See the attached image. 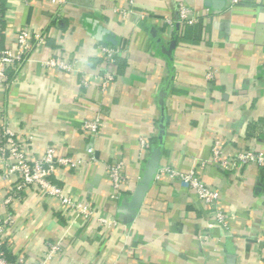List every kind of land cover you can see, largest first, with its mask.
Instances as JSON below:
<instances>
[{"label":"crops","instance_id":"crops-1","mask_svg":"<svg viewBox=\"0 0 264 264\" xmlns=\"http://www.w3.org/2000/svg\"><path fill=\"white\" fill-rule=\"evenodd\" d=\"M206 1L135 0V11L124 14L127 0H3L2 47L15 49L25 25L46 33L47 42L0 92V123L6 116L37 156L53 147L58 155L82 157L91 143L83 121L103 122L93 141L99 162L53 177L64 193L92 204V217L35 187L6 203L16 178L2 176L0 163V219L14 220L13 254L39 264L59 243L50 264L264 263L257 242L264 234V169L228 173L212 163L216 142L223 157L264 151V0H222L218 9ZM180 2L199 15L198 23L168 26L167 17L179 20ZM100 44L118 45L122 54L106 63ZM57 55L74 70L45 64ZM105 71L116 78L103 92ZM142 137L152 139L144 149ZM155 148L156 175L137 213L126 218L123 208ZM116 158L127 179L117 195L106 168ZM165 167L196 169L218 188L226 223L205 212L196 193Z\"/></svg>","mask_w":264,"mask_h":264},{"label":"built area","instance_id":"built-area-1","mask_svg":"<svg viewBox=\"0 0 264 264\" xmlns=\"http://www.w3.org/2000/svg\"><path fill=\"white\" fill-rule=\"evenodd\" d=\"M22 1L29 3L32 0ZM127 1L129 5L126 11L123 12L124 14L135 11V0ZM1 2L2 0H0V92L6 93L31 54L46 44L47 35L44 32H35L31 27L25 25L20 27L16 33L15 49L2 47L1 37L4 34V28L2 24ZM178 16L179 20L177 22L172 16L167 17L165 22L171 28H175L177 24L191 26L200 20L199 15L184 2H180L178 5ZM152 20L155 21L154 18ZM54 21L56 22V18ZM99 50L106 63L116 62L117 58L122 54V49L114 44H100ZM45 64L49 67L66 71L74 70V64L62 55L50 57ZM115 78L116 74L111 71L103 73L100 82L103 92ZM82 83L88 85L89 80L83 78ZM4 111L5 109L0 105V112L4 114ZM102 126L103 122L99 116L83 121V136L88 141H91L87 147L86 156L58 155L53 147L47 148L41 156H37L29 150V142L18 138L17 134L7 124L6 116H3L0 123V163L4 169L2 176L16 178L6 199V203H11L14 200L22 198L27 189L35 187L41 193L55 197L61 205L69 207L79 215L84 217L94 216V207L90 202L77 200L72 195L64 193L63 188L54 182L53 177L61 169H77L86 163L99 162L93 141L98 136ZM151 140L150 138L142 137V148H146ZM212 163L228 173H237L249 165H256L264 169V151L247 149L234 155L223 157L218 147V142H216ZM124 166V161L121 158H116L106 163L108 177L116 195L120 194L126 184L127 179L124 174ZM164 171L170 177L178 179L185 187L192 189L196 193L205 212L214 213L220 222L226 223V216L220 209L221 195L219 189L207 185L196 169L185 173L172 167H165ZM106 221L103 218L99 219L100 223H105ZM13 225L14 220L10 217L0 219V264H27L22 254L15 255L10 250L9 236ZM257 242L264 251V234L257 237ZM59 248V243L51 244L48 253L39 264H50L51 259L58 252Z\"/></svg>","mask_w":264,"mask_h":264},{"label":"water","instance_id":"water-1","mask_svg":"<svg viewBox=\"0 0 264 264\" xmlns=\"http://www.w3.org/2000/svg\"><path fill=\"white\" fill-rule=\"evenodd\" d=\"M206 3L207 5L213 6L217 9L223 6L222 0H207ZM101 39H104V38L102 37ZM158 156H159V149H156V148L153 149L147 162L144 165L138 187L132 193L130 205L123 208V214L125 215L126 218H128V216L133 218L134 215L139 210V207L144 198L145 192L149 184L151 183V181L154 179L156 172L158 170V166H159Z\"/></svg>","mask_w":264,"mask_h":264},{"label":"trees","instance_id":"trees-1","mask_svg":"<svg viewBox=\"0 0 264 264\" xmlns=\"http://www.w3.org/2000/svg\"><path fill=\"white\" fill-rule=\"evenodd\" d=\"M1 10H2V16H3V18H4V8H3V0H2V2H1ZM2 24H3V19H2ZM156 139H154L153 140V143L152 144H156ZM53 180H54V178H53ZM55 182V181H54ZM12 258V257H11Z\"/></svg>","mask_w":264,"mask_h":264}]
</instances>
